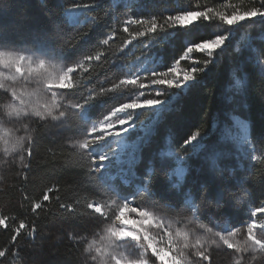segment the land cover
<instances>
[{
	"label": "trees",
	"instance_id": "1",
	"mask_svg": "<svg viewBox=\"0 0 264 264\" xmlns=\"http://www.w3.org/2000/svg\"><path fill=\"white\" fill-rule=\"evenodd\" d=\"M125 3L127 0H0V47L40 38L59 47L68 63L82 60L81 68L73 73L74 86L66 90L67 97L87 104L96 118L128 101V91L120 92L119 83L127 75L124 66L130 60L155 55L159 72H173L176 67L198 72L187 90L168 91L171 105L154 122L134 165V178L145 188L136 193L134 201L176 216L187 208L185 199L190 193L200 204L206 191L202 170L208 159L206 151L191 155V149L182 144L188 135L199 132L210 150L216 147L213 142L219 148L228 143L232 156L240 161L244 204L228 217L232 226L247 221L251 210L264 204V69L260 64L264 58V14H260L264 13V0H130L127 7ZM78 4L90 8L79 20L67 23V9ZM187 12L200 14L183 27L177 25L179 20L168 19ZM237 14L249 17L233 26L228 19ZM152 18L158 26L154 33L146 31ZM131 20L144 23H128ZM135 31L145 35L132 39L130 33ZM227 34L231 37L224 47L212 50V58L210 50L198 47L185 52L190 44ZM148 75L151 83L153 75ZM161 77L165 83L173 82L168 76ZM141 82H146L145 77L135 83ZM140 111L138 125L154 113L153 108ZM234 117L250 124V150L238 149L229 138ZM140 132H133V137ZM160 151L169 163L153 166ZM178 155L187 158L189 170L186 181L176 185L171 169L178 164ZM110 198L118 196L97 174L88 151L48 136L46 123L35 122L26 163L21 165L13 158L2 170L0 219L5 224L0 225V264H79L88 238L115 220L117 211L107 215L94 207L105 205Z\"/></svg>",
	"mask_w": 264,
	"mask_h": 264
},
{
	"label": "rangeland",
	"instance_id": "2",
	"mask_svg": "<svg viewBox=\"0 0 264 264\" xmlns=\"http://www.w3.org/2000/svg\"><path fill=\"white\" fill-rule=\"evenodd\" d=\"M86 10L69 8L66 15L73 16L72 22H75ZM199 14L187 12L181 16L189 24ZM258 15L254 13V16ZM247 18L245 14H237L228 21L238 26ZM230 37L231 34L217 36L197 47L212 51L224 47ZM155 63V55H142L126 63L125 81H131V84L120 81L121 88H116H120V92L128 88L125 95L131 103L121 102L96 118L88 111L87 104L74 102L67 97L66 90L74 86L73 73L81 68L82 60L68 63L59 47L40 38L20 46L0 47V179L4 165L11 159L15 158L21 165L26 163L35 122L46 123L48 136L61 138L73 147L88 151L100 178L102 169L107 168L112 158L119 153L122 154L119 158L120 166L115 170L129 169L125 162L133 153V146L138 145L142 137L148 140L154 122L161 114L154 112L148 120L138 125L137 116L141 113L138 109L135 131L120 135L124 129L117 126L125 124L132 115L125 110L153 102L136 99L143 95L139 89L144 88L145 83L136 84V79L146 78L150 73L156 77L151 82L155 84L161 76H168L174 82L182 76L191 75L189 71L178 67L173 72H159L155 70ZM148 90L159 92L156 86L145 89ZM234 118L229 138L236 145L232 137H241L244 131L237 124V117ZM243 123L249 131L243 145V150L247 151L250 150V124L246 120ZM138 130L140 134L133 137V132ZM111 131L120 133L111 137L97 151L94 150L92 140ZM213 146L216 147L210 150L206 144L204 149L209 160L202 168L206 191L200 196V204L192 193H188L185 199L187 208H182L180 215L176 216L136 204V193L125 196L116 193L118 198H110L105 205H94L107 215L117 211L115 220L88 238L79 264H169V261L171 264H264V204L252 209L247 221L236 226L229 224L228 214L238 213L244 204V188L238 175L241 164L235 159L236 156H232L230 144L225 143L219 148L220 144L215 145L213 142ZM177 167L184 169L183 177L176 174ZM131 169L134 176V166ZM188 170L186 163H178L171 169V177L176 185L179 181H186ZM128 182L129 186L134 185L130 177ZM141 189L145 188L139 186L138 191ZM187 213L189 215H185ZM1 224L5 222L0 219Z\"/></svg>",
	"mask_w": 264,
	"mask_h": 264
},
{
	"label": "snow or ice",
	"instance_id": "3",
	"mask_svg": "<svg viewBox=\"0 0 264 264\" xmlns=\"http://www.w3.org/2000/svg\"><path fill=\"white\" fill-rule=\"evenodd\" d=\"M130 0H127V3H125L123 6L127 7L129 5ZM72 8H75L77 10H81V9H88L90 8V6L88 4H78V5H74L72 6ZM70 11V10H69ZM259 11V10H258ZM260 14H264V13H260ZM66 22L67 23H71L73 21V16L71 15H66ZM245 18H247V15L245 14ZM169 21L175 22L177 20L180 21L179 24H177L178 26H187L186 25V18L182 17V16H169L168 17ZM128 23H135V24H141L144 23V21L141 20H131ZM148 23H150V28L146 29L147 32H156L157 31V23L155 18H152L150 21H148ZM125 32L128 31V28L125 27L124 29ZM145 35V32L143 31H135L134 33H130V36L132 39H136L137 37H142ZM215 39V38H213ZM227 39V37H225V40ZM105 44L108 43L107 40L104 41ZM126 43H131V40L126 41ZM203 42L197 41L196 45H188L185 48V52H189L190 50H195L197 48L198 45L202 44ZM208 55L210 58L214 57L215 53L212 51L208 52ZM93 59L92 56H89V60ZM96 60L100 59V56L97 55L95 57ZM261 64V68L264 69V58L261 59L260 61ZM206 70V69H204ZM166 71H168L166 69ZM198 72L193 71L191 73V75L185 77L182 76L179 79L175 80L172 83H165L163 82V77H161L160 82H157L155 84L149 83L147 81V78H145V83H144V88L139 89V91L143 92L142 96L137 97L136 99L138 101H143L145 99L147 100H151L153 101L150 104H141L140 107L132 109H126V112H131V118L126 120V123L123 125H118L117 127L120 129H124L123 132L120 133V135L124 136L127 135L129 133V131H135L136 129V113L138 109H144L147 107H152L153 111L156 112L157 115H159L160 113L164 112L165 110H167L169 108V106L171 105V101H172V97H169L168 91L170 89H179V90H187L190 82L194 81L198 78ZM153 79L155 80L156 77L154 76ZM122 82H127L129 84H131V81H125V78H121ZM153 86H156L157 88H163L162 92H155V91H145V89H152ZM129 89L128 88H123L122 91L127 92ZM166 90V91H165ZM161 96H164V99H161ZM151 97V98H149ZM93 99H95V97H93ZM126 104L131 103V100L129 101H125ZM156 106H159L158 108ZM123 115V113H122ZM237 124H239L244 131V135L241 137H232L233 141L236 143V146L238 149L242 150L243 149V145H244V140L245 138L249 135V131H248V126L246 124H244L242 121L237 120ZM224 132H227V128H225L223 130ZM204 135H201L199 132L195 133V134H191L188 135L186 138L183 139L182 144L185 149H191V155H197L199 154L201 151H203L206 148V144L204 142ZM222 138H227L226 136H222ZM147 137H142L140 138L139 144L138 145H134L133 146V153L129 155L128 160L125 162L129 167L134 166L140 159L139 153L141 150V146L144 145L145 143H147ZM117 143H122V141H117ZM165 153L160 151L158 152V155L153 159L152 164L153 166L158 162L161 166H165L166 164H168L169 162L164 159ZM187 157V156H186ZM104 159L106 160L107 157H104ZM187 158L185 159L184 157L181 156H177L176 161L180 164H184L186 162ZM103 162V161H101ZM183 171L184 169L182 167H177L175 169V172L177 175L182 176L183 175Z\"/></svg>",
	"mask_w": 264,
	"mask_h": 264
},
{
	"label": "bare ground",
	"instance_id": "4",
	"mask_svg": "<svg viewBox=\"0 0 264 264\" xmlns=\"http://www.w3.org/2000/svg\"><path fill=\"white\" fill-rule=\"evenodd\" d=\"M204 46H207L206 43L203 44ZM237 119L239 121H244L243 119L237 117ZM120 132H108L103 136H99L98 138H94L92 141V148H95L94 150H98L100 149L99 147H102L103 144L107 143L108 140L112 139L111 137H114L115 135L119 134ZM102 145V146H101ZM97 148H96V147ZM122 154H116L112 160H111V164L109 166H107V168H103L101 173L105 176V178L108 180V182L110 184H113L115 186H117V188L119 189V192L122 193L123 195H127L132 193V189L131 186H129V175L131 174V171L128 172H120V171H116L115 169L120 166V161L119 158ZM103 176V177H104ZM186 176V175H185ZM184 176V177H185ZM183 177V176H181ZM189 200V199H188Z\"/></svg>",
	"mask_w": 264,
	"mask_h": 264
},
{
	"label": "clouds",
	"instance_id": "5",
	"mask_svg": "<svg viewBox=\"0 0 264 264\" xmlns=\"http://www.w3.org/2000/svg\"><path fill=\"white\" fill-rule=\"evenodd\" d=\"M161 260H162V258H161ZM169 264H171V261H169Z\"/></svg>",
	"mask_w": 264,
	"mask_h": 264
},
{
	"label": "water",
	"instance_id": "6",
	"mask_svg": "<svg viewBox=\"0 0 264 264\" xmlns=\"http://www.w3.org/2000/svg\"><path fill=\"white\" fill-rule=\"evenodd\" d=\"M207 48L213 49V47L212 48L211 47H207Z\"/></svg>",
	"mask_w": 264,
	"mask_h": 264
}]
</instances>
